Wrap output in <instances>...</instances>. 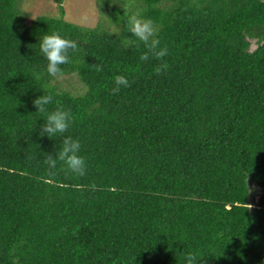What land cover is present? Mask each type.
Here are the masks:
<instances>
[{"label": "trees", "instance_id": "1", "mask_svg": "<svg viewBox=\"0 0 264 264\" xmlns=\"http://www.w3.org/2000/svg\"><path fill=\"white\" fill-rule=\"evenodd\" d=\"M22 1L0 0V264H264V0H97L93 26ZM130 14L168 49L162 75ZM53 32L79 49L59 78L38 43ZM43 89L73 116L51 139ZM67 135L82 177L44 163Z\"/></svg>", "mask_w": 264, "mask_h": 264}, {"label": "clouds", "instance_id": "2", "mask_svg": "<svg viewBox=\"0 0 264 264\" xmlns=\"http://www.w3.org/2000/svg\"><path fill=\"white\" fill-rule=\"evenodd\" d=\"M124 30L127 33H131V36H134L137 42L143 43L146 50L139 57L141 61H148L150 59L160 61L153 68L154 73L162 75L168 70L169 65L163 59L168 54V49L160 46L157 29L154 27L153 21L150 18H141L139 14L127 15L124 21ZM38 43L40 53L47 61V74L53 78L62 76L63 69L60 66L71 62L69 56L70 50L73 53L79 50L76 41L62 37L59 33L55 32L43 35L39 38ZM131 43L133 42L126 41V45ZM90 67L96 72L102 71V66L99 63L90 65ZM34 75L37 80L41 78L40 73H35ZM112 84L111 92L112 94H116L120 91L121 87H129L130 81L125 75L118 74L113 77ZM45 91L43 95L33 100V104L36 106L37 112L47 113L46 118L43 119L44 123L41 125L39 135H47L51 139L57 136V134H64L68 131L73 122V116L70 110L59 105L58 101L56 102L57 107L51 112H48L47 106L53 103V96L50 93L45 94ZM80 152V141L74 139L71 135H67L63 137L62 145L59 151H56L55 156L47 154L44 163L48 165L50 170L57 169L59 165L60 170L66 174L82 177L86 174L87 162ZM248 208H251V205H248ZM181 258L183 264H200L203 256H199L195 251H188L182 252Z\"/></svg>", "mask_w": 264, "mask_h": 264}, {"label": "rangeland", "instance_id": "3", "mask_svg": "<svg viewBox=\"0 0 264 264\" xmlns=\"http://www.w3.org/2000/svg\"><path fill=\"white\" fill-rule=\"evenodd\" d=\"M62 17L80 25L93 26L99 20L97 0H63ZM21 9L29 13L28 19L46 14L58 17L60 11L52 0H23ZM254 47V45H252Z\"/></svg>", "mask_w": 264, "mask_h": 264}]
</instances>
